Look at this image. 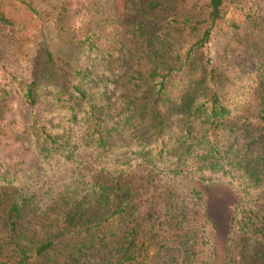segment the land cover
<instances>
[{
  "label": "trees",
  "instance_id": "16d2710c",
  "mask_svg": "<svg viewBox=\"0 0 264 264\" xmlns=\"http://www.w3.org/2000/svg\"><path fill=\"white\" fill-rule=\"evenodd\" d=\"M16 1L66 38L60 55L44 46L29 80L12 79L51 120L31 117L21 141L39 170L0 160V264H264L258 1L85 0L73 25L65 9ZM228 7L244 28L229 44L254 58L230 74L203 52ZM212 184L236 193L221 261L200 188ZM155 190L158 221L133 202Z\"/></svg>",
  "mask_w": 264,
  "mask_h": 264
},
{
  "label": "rangeland",
  "instance_id": "374dc122",
  "mask_svg": "<svg viewBox=\"0 0 264 264\" xmlns=\"http://www.w3.org/2000/svg\"><path fill=\"white\" fill-rule=\"evenodd\" d=\"M39 10L50 15L57 9L66 10L67 22L77 24L82 14L85 0H30ZM186 8L197 0H184ZM264 20V0H257ZM116 9L122 8V0H114ZM0 13L12 19L15 26L0 24V85L8 84V95L0 98V160L8 167L22 162L30 170L41 167L34 155L27 151L21 141L26 139L25 130L31 117L38 123L49 126L51 115L47 101L40 99L37 103L27 104L13 77L27 81L31 78V66L38 58L44 46H49L60 55L65 46V33L54 23L40 24L24 10L16 0H0ZM224 19L217 23L210 40L203 48L213 64L219 65L227 73H235L241 67L253 66L254 58L236 53L229 40L238 37L244 28L234 30L229 20L241 21V14L231 7ZM264 26V21H263ZM256 46L264 52V29L256 34ZM206 199V206L215 226V251L217 259L224 256V244L227 236L228 221L231 216L236 193L223 185H200ZM156 190L153 192H136L133 197L135 207L140 214H150L156 221L163 218L157 206Z\"/></svg>",
  "mask_w": 264,
  "mask_h": 264
}]
</instances>
